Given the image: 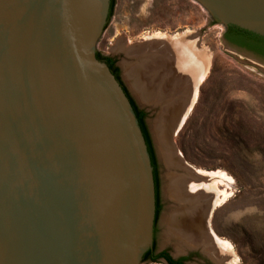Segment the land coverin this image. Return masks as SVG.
I'll list each match as a JSON object with an SVG mask.
<instances>
[{
    "label": "water",
    "instance_id": "1",
    "mask_svg": "<svg viewBox=\"0 0 264 264\" xmlns=\"http://www.w3.org/2000/svg\"><path fill=\"white\" fill-rule=\"evenodd\" d=\"M195 1L264 38V0ZM109 12L110 0H0V264H139L153 246L148 147L96 55Z\"/></svg>",
    "mask_w": 264,
    "mask_h": 264
},
{
    "label": "rangeland",
    "instance_id": "2",
    "mask_svg": "<svg viewBox=\"0 0 264 264\" xmlns=\"http://www.w3.org/2000/svg\"><path fill=\"white\" fill-rule=\"evenodd\" d=\"M110 3L109 17L95 48L102 57H116L123 85L145 111L160 181L156 249L166 250L174 257L189 252L177 254L174 242L166 241L164 235L162 220L173 201L166 192V166L152 129L159 108L134 93L125 69L135 59L126 55L121 46L140 44L157 32L171 36L195 33L199 46L211 55L212 62L198 85L195 102L170 141L174 151L193 169L224 176L217 183L224 198L213 208L209 225L231 247L228 264H264V62L251 56L264 60V54L245 45L238 44L251 55L228 46L223 39L226 25L214 20L195 0ZM188 255L186 264H215L198 249ZM139 264L165 263L143 260Z\"/></svg>",
    "mask_w": 264,
    "mask_h": 264
},
{
    "label": "bare ground",
    "instance_id": "3",
    "mask_svg": "<svg viewBox=\"0 0 264 264\" xmlns=\"http://www.w3.org/2000/svg\"><path fill=\"white\" fill-rule=\"evenodd\" d=\"M121 49L135 59L125 69L134 93L159 108L152 129L166 166V192L173 201L162 220L166 241L174 242L177 254L201 248L215 264H228L231 247L209 225L213 208L224 198V192L217 189L224 176L193 169L170 141L196 100L211 55L199 46L195 33L171 36L157 32Z\"/></svg>",
    "mask_w": 264,
    "mask_h": 264
},
{
    "label": "flooded vegetation",
    "instance_id": "4",
    "mask_svg": "<svg viewBox=\"0 0 264 264\" xmlns=\"http://www.w3.org/2000/svg\"><path fill=\"white\" fill-rule=\"evenodd\" d=\"M229 32V29L226 30V32L224 33L223 35V39L224 41L226 42V44L238 51H245L247 52L246 50H243L241 48V46H239L237 43H235L234 41L230 40L227 38L226 34ZM131 46V45H129ZM248 53V52H247ZM250 54V53H249ZM96 55H98L99 57H101L100 59L103 60L107 66L109 67V69L111 70V72L114 74V76L116 77V79L119 81V83L121 84L122 88L124 89L126 95L128 96L133 108H134V111L135 113L137 114L138 113V116H140V121L142 123V126L145 130V132L147 133V137H148V142H149V146L151 148V152H152V155H153V158H154V167L155 168V171H156V190H157V201H158V204H159V210H160V207H161V203H160V181H159V175H158V166H157V161H156V156H155V152H154V149H153V145H152V140H151V137L148 133V130H147V127H146V124H145V121H144V117H145V111L144 110H141L136 102L133 100V98L130 96V94L128 93L127 89L125 88V86L123 85L121 79H120V69L117 65V60H116V57H113L111 55H108V56H101L99 52L96 51ZM253 57H255L256 59L264 62V60L262 58H259V57H256L255 55H252ZM147 144V143H146ZM148 147V146H147ZM159 210L157 212V216H156V219L154 221V229H153V246L152 248H150V253L146 256L145 260H149V261H152V262H163L165 264H186L187 261H189L190 259V256L188 255L190 252L194 251L195 249H188L189 252L187 253V255H180V256H173L171 255L168 251L166 250H157L156 249V245H155V227H156V221H157V217H158V214H159ZM187 250V251H188ZM198 250L203 254L202 252V249L201 248H198ZM161 252H165L168 256L169 259L166 258V256H158L159 253ZM204 255V254H203ZM206 256V255H205ZM209 258V257H208ZM210 259V258H209ZM169 260H172L173 263L169 262ZM211 260V259H210ZM212 261V260H211Z\"/></svg>",
    "mask_w": 264,
    "mask_h": 264
},
{
    "label": "trees",
    "instance_id": "5",
    "mask_svg": "<svg viewBox=\"0 0 264 264\" xmlns=\"http://www.w3.org/2000/svg\"><path fill=\"white\" fill-rule=\"evenodd\" d=\"M110 8H111V3H110ZM227 29H229V32L226 34L227 38L234 41L237 44L240 45H245L249 48H252L256 51H259L260 53L264 54V38H261L259 36H256L252 33H249L245 30L239 29V28H235V27H228ZM98 58H101L97 55ZM134 109V108H133ZM136 111V110H135ZM138 121H139V125L142 129L145 141L147 143L148 146V151L150 154V158H151V164L154 167V158L151 152V148L149 146V142H148V137H147V133L145 132L142 123L140 121V116H138V113L136 114ZM153 177H154V184H155V199H156V208H155V219L157 216V212H158V208H159V204L157 201V190H156V171L155 168H153ZM150 253V249L144 254L143 256V260H145L146 256ZM158 256H166L167 259L168 256L165 252H161L158 254ZM169 262L173 263L172 260H169Z\"/></svg>",
    "mask_w": 264,
    "mask_h": 264
}]
</instances>
